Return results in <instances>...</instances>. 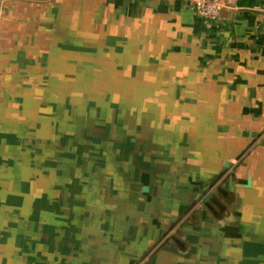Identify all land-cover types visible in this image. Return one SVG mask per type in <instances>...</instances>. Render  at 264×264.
Wrapping results in <instances>:
<instances>
[{"label": "rangeland", "instance_id": "rangeland-1", "mask_svg": "<svg viewBox=\"0 0 264 264\" xmlns=\"http://www.w3.org/2000/svg\"><path fill=\"white\" fill-rule=\"evenodd\" d=\"M74 3L0 12V264H264L262 106Z\"/></svg>", "mask_w": 264, "mask_h": 264}, {"label": "crops", "instance_id": "crops-1", "mask_svg": "<svg viewBox=\"0 0 264 264\" xmlns=\"http://www.w3.org/2000/svg\"><path fill=\"white\" fill-rule=\"evenodd\" d=\"M14 1L28 2L35 8L42 2L63 4L71 0H0V12ZM72 1L75 3L69 6V13H60L66 22L78 24L68 29L70 33L81 34L83 26L79 25L86 22L102 27L121 22L134 26L127 29V34L140 27L143 39L157 42V55L165 50L176 56V89H188L190 99L191 90L198 88L236 89L240 99L246 89L264 109V0H238L236 8L221 9L208 26L195 14L191 0ZM74 15L76 22L71 20ZM80 42L82 39L76 37L75 43ZM76 59L77 55L67 56L60 64L62 69L70 68L69 62ZM219 244L225 249L238 247H228V241Z\"/></svg>", "mask_w": 264, "mask_h": 264}, {"label": "built area", "instance_id": "built-area-1", "mask_svg": "<svg viewBox=\"0 0 264 264\" xmlns=\"http://www.w3.org/2000/svg\"><path fill=\"white\" fill-rule=\"evenodd\" d=\"M238 0H191L195 14L208 26L223 8H236Z\"/></svg>", "mask_w": 264, "mask_h": 264}, {"label": "water", "instance_id": "water-1", "mask_svg": "<svg viewBox=\"0 0 264 264\" xmlns=\"http://www.w3.org/2000/svg\"><path fill=\"white\" fill-rule=\"evenodd\" d=\"M224 166H228V163L227 162H224ZM246 187H250L251 186V177L250 175H248V178H247V182L245 184ZM143 191H146V187L144 186L142 188Z\"/></svg>", "mask_w": 264, "mask_h": 264}]
</instances>
